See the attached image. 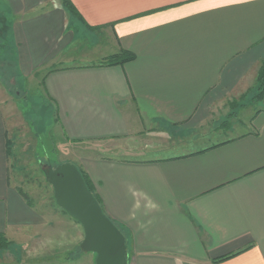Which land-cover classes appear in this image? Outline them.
I'll list each match as a JSON object with an SVG mask.
<instances>
[{"label":"crops","instance_id":"crops-1","mask_svg":"<svg viewBox=\"0 0 264 264\" xmlns=\"http://www.w3.org/2000/svg\"><path fill=\"white\" fill-rule=\"evenodd\" d=\"M70 1L79 16L63 0H0V29L22 79L45 70L58 135L89 146L72 164L126 230L128 264H264V102L245 121L237 110L221 142L190 149L194 131L179 132L256 88L264 0ZM121 50L135 60L100 66ZM13 134L0 80V235L21 250L42 237L52 257L95 264L77 221L21 195Z\"/></svg>","mask_w":264,"mask_h":264},{"label":"rangeland","instance_id":"rangeland-1","mask_svg":"<svg viewBox=\"0 0 264 264\" xmlns=\"http://www.w3.org/2000/svg\"><path fill=\"white\" fill-rule=\"evenodd\" d=\"M89 46L91 44H85L84 47ZM2 47H5L2 52L6 54L8 51V56L13 58L16 63V45L15 42L13 44L12 35L8 31L0 38V49ZM73 54L79 55L78 50ZM15 63L13 73V65L10 62L4 60L0 62V80L14 96L13 161L16 184L28 200L44 203L48 208L59 209L54 197V189L45 172L49 167L56 169L65 163L80 165V159L84 156V149L89 146L66 143L58 135L54 111L45 99L43 87L45 70L28 79H22L15 71ZM249 93L250 96L246 95L248 97L242 102L247 106L240 111L242 121H245L251 112L260 106V102L253 101ZM214 110L215 112L210 114L208 120L195 128L178 129L185 135L194 131L193 138H195L196 144L190 146V149H201L208 144L221 142L228 137H226L228 134L223 132L226 131L225 125L235 123L228 118L231 112L230 105L227 106L226 104L225 107L221 108L219 106L214 107ZM142 139L151 143L148 138ZM49 253L52 251L47 247L43 238L38 237L26 243L22 250L19 247H14V245L10 246L9 250L0 254V264H52V260H67L72 264H89L85 258L73 259L78 256L76 252H71L61 258H54ZM52 255L54 254L52 253Z\"/></svg>","mask_w":264,"mask_h":264},{"label":"water","instance_id":"water-1","mask_svg":"<svg viewBox=\"0 0 264 264\" xmlns=\"http://www.w3.org/2000/svg\"><path fill=\"white\" fill-rule=\"evenodd\" d=\"M45 173L57 206L83 227L82 251L95 254V264H128L126 237L104 213L79 168L65 163Z\"/></svg>","mask_w":264,"mask_h":264},{"label":"trees","instance_id":"trees-1","mask_svg":"<svg viewBox=\"0 0 264 264\" xmlns=\"http://www.w3.org/2000/svg\"><path fill=\"white\" fill-rule=\"evenodd\" d=\"M63 5H64L66 11L68 13H70L72 16H79L76 8L74 7V5L72 4V2L70 0H63ZM6 31H7L6 26L3 27L2 29H0V38L5 35ZM2 49L4 50L5 47L4 48L2 47L0 49V62H3V60L5 62H10L13 65V73H14V63H15L14 59L8 56V51L6 52V54H4L2 52ZM135 58H136V56L133 53L125 51V50H121L119 53H117L115 55H111V56H108V57H105L104 59H102V61L100 62V66H102V67L123 66L126 63L134 61ZM15 68H16V70H15L16 73L18 74L19 77H21V74H20L18 66H17V62L15 63ZM21 78H19V79H21ZM249 94H251V99L253 101L264 102V63L260 67V70L258 73L257 86L255 89V92L253 91ZM248 96H250V95H248ZM248 96L243 97L240 101H235V102L231 103V105H230L231 112L228 116L229 120H233V121L237 120V110H240L242 107H245V104L242 102H244ZM230 124L231 123L226 124L225 128L229 129L231 127ZM80 172L82 173V176H83V178L87 184L88 189L93 193V195L95 196V198L97 199L101 208L104 211L102 199L96 193L95 187L92 184L90 178L88 177V175L84 171L80 170ZM20 193L26 200H28L27 196L23 192L20 191ZM114 224L120 229V231L124 234V236L126 237V240H127L128 235L126 233V230L117 222H114ZM10 246H12V243H10L5 238L4 235H0V254L9 250ZM239 253L240 252L215 258V259H213V263L227 261V260L237 256Z\"/></svg>","mask_w":264,"mask_h":264}]
</instances>
